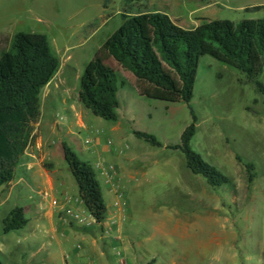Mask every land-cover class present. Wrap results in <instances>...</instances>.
<instances>
[{"label":"rangeland","instance_id":"1","mask_svg":"<svg viewBox=\"0 0 264 264\" xmlns=\"http://www.w3.org/2000/svg\"><path fill=\"white\" fill-rule=\"evenodd\" d=\"M149 1L161 10L173 2ZM120 4L121 0H0V49L8 48L19 32L47 37L63 73L41 97L43 113H50L52 124L62 133L56 143L63 140L78 159L93 167L108 207L114 203V193L98 167L114 168L122 186L131 182V187L123 190L128 206L126 226L140 233V243L152 239L157 218L186 221L175 234L176 229L166 224V236L152 241L153 253L174 255L177 264H259L264 242V106L262 95L244 76L203 58L190 104L198 119L191 148L230 180V185L221 189H212L203 178L194 176L184 157L167 149L180 143L191 123L186 106L140 98L121 76L117 78V123L96 118L79 104L86 66L122 25ZM219 6L220 21L264 20V11H245L264 6V0H221ZM187 20L194 26L191 15ZM65 61L69 69L62 66ZM260 82L264 85V73ZM133 131L154 136L162 147H150L136 139ZM54 150L56 196L67 192L74 197V205L68 208L71 216L88 219L89 213L76 204L78 186L61 142ZM237 157L254 166L256 179L252 184ZM12 208L0 205V236L28 247L33 241V225L22 232L3 233L2 223ZM97 228L93 225L88 229L100 233ZM41 229L46 241L49 227L44 223ZM65 231L76 234L69 227ZM0 260L7 264L2 256Z\"/></svg>","mask_w":264,"mask_h":264},{"label":"trees","instance_id":"2","mask_svg":"<svg viewBox=\"0 0 264 264\" xmlns=\"http://www.w3.org/2000/svg\"><path fill=\"white\" fill-rule=\"evenodd\" d=\"M220 2L173 0L161 10L152 7L149 0H121L122 25L86 66L78 95L85 110L110 123L119 121L118 76L140 98L186 106L191 123L180 143L167 149L180 153L187 170L212 189L230 185V180L191 148L198 119L190 104L201 60L209 57L244 76L262 95L264 106V85L260 82L264 73V20L238 24L220 21ZM245 11L259 13L264 6ZM188 15L194 26L188 25ZM60 66L43 35L20 32L8 48L0 49V188L10 187L17 179L42 116V94ZM133 135L152 148L162 147L152 135L138 131ZM62 148L81 201L96 226L103 227L108 209L95 170L78 159L67 144ZM237 161L252 184L256 179L254 166L238 157ZM27 224L23 209L16 208L3 221V233L22 231Z\"/></svg>","mask_w":264,"mask_h":264},{"label":"crops","instance_id":"3","mask_svg":"<svg viewBox=\"0 0 264 264\" xmlns=\"http://www.w3.org/2000/svg\"><path fill=\"white\" fill-rule=\"evenodd\" d=\"M67 62L65 61L62 66L69 69ZM61 71L62 67L60 66L56 77ZM60 75L63 76V73ZM53 119L50 113L45 115L42 111L34 141L22 160L16 181L8 188H0V205L12 206L11 211L16 208L23 209L28 224L22 231L30 225L34 226L31 230V234L33 233L32 244H29L28 247L19 245V243L15 245L2 235L0 236V256L6 260L7 264H118L115 260L118 253L115 255L114 252L120 250L119 253L124 255L126 264H177V258L174 255L170 257L159 253L154 254L152 241L158 236H166L164 231L166 224H170L176 229L173 231L175 234L183 226V222L184 224L187 222L162 221L157 218L158 225L153 231L152 239L140 243V233L121 222L120 207L127 206L124 201L125 194L121 198L113 191L112 182L118 178L105 166L98 167L99 173L104 177L105 184L114 193L112 194L113 205L108 207L106 204L108 209L106 222L109 224L107 225L105 222L103 227L97 226V229H101L98 233V230L95 231V229L79 227L71 220L68 208L74 205V197L71 198L67 192H63L59 197L56 196L57 178L53 172L52 159L57 155L54 150L56 145L59 142L63 144L64 141L59 140L56 143L62 133L57 132L56 126L52 124ZM76 204L82 205L86 210L80 197ZM109 214L112 215L110 219H108ZM44 223L49 227L46 234L49 237L48 241L44 240L41 231H39ZM209 223L211 224V222ZM113 224H116L114 234L107 235L106 231L112 228ZM94 225L96 226L95 223ZM66 227L75 230L76 234L72 235L65 231ZM60 237L62 241H60ZM260 251L263 252V257L259 264H264V242Z\"/></svg>","mask_w":264,"mask_h":264},{"label":"built area","instance_id":"4","mask_svg":"<svg viewBox=\"0 0 264 264\" xmlns=\"http://www.w3.org/2000/svg\"><path fill=\"white\" fill-rule=\"evenodd\" d=\"M60 121H63V119H60ZM108 170L112 173V174H116L115 173V169L114 168H108ZM131 182H126L124 184V186H122V184L119 181H114L112 182V189L113 191L117 194V196L119 197H124V193L123 190L125 188H129L131 187ZM120 212L122 215V219L121 222L122 223H127V215H128V207L126 205H123L120 207ZM72 220L77 223L79 226L84 227V228H91L94 225V221L91 218V216L88 219H82L79 216H71ZM116 224H113V227L108 229L106 231L107 235H113L114 234V227ZM116 262H118V264H126V260L125 257L122 253H118L115 257Z\"/></svg>","mask_w":264,"mask_h":264}]
</instances>
